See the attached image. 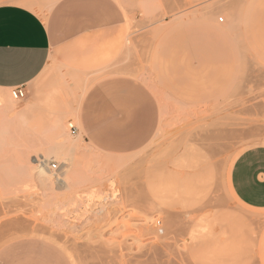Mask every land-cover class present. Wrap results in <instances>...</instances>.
Here are the masks:
<instances>
[{
    "label": "rangeland",
    "instance_id": "374dc122",
    "mask_svg": "<svg viewBox=\"0 0 264 264\" xmlns=\"http://www.w3.org/2000/svg\"><path fill=\"white\" fill-rule=\"evenodd\" d=\"M45 1L0 0V6L31 2L24 7L48 24L54 6ZM109 1L122 21L103 75L134 80L149 92L155 135L129 154L88 146L78 113L86 89H69L71 74L57 60L54 37L46 69L29 86L32 100L24 94L15 103L11 90L0 93V132H10L0 136V182L11 188L4 192L0 183V248L38 239L71 264H264V210L242 206L228 183L236 157L264 145V0ZM79 140L70 156L84 178L69 194L53 189L63 144ZM46 154L48 170L38 173L48 178L46 186L33 178L27 186L18 166Z\"/></svg>",
    "mask_w": 264,
    "mask_h": 264
},
{
    "label": "crops",
    "instance_id": "0c3cea01",
    "mask_svg": "<svg viewBox=\"0 0 264 264\" xmlns=\"http://www.w3.org/2000/svg\"><path fill=\"white\" fill-rule=\"evenodd\" d=\"M120 21L109 0H58L48 24L24 6H0V93L20 89L25 101H31L29 86L46 69L58 37L57 60L63 72L71 74L65 79L69 89H86L78 106L84 142L102 153L138 151L156 128L151 95L136 81L103 75L102 69ZM81 73L97 77L83 79ZM229 173L235 200L246 208L264 210V145L241 152ZM261 256L264 262V235ZM0 264L71 262L47 242L20 239L0 248Z\"/></svg>",
    "mask_w": 264,
    "mask_h": 264
},
{
    "label": "bare ground",
    "instance_id": "6f19581e",
    "mask_svg": "<svg viewBox=\"0 0 264 264\" xmlns=\"http://www.w3.org/2000/svg\"><path fill=\"white\" fill-rule=\"evenodd\" d=\"M57 1L58 0H46L45 1V3H44V6L45 7H47V8H51V7H53L56 3H57ZM123 1V0H122ZM146 1V0H145ZM202 1V0H201ZM204 1V0H203ZM205 1H208V0H205ZM20 2V1H19ZM158 2V1H157ZM156 3V2H155ZM159 3V2H158ZM22 5H24V6H28V7H31L32 8V3L31 2H22L21 3ZM144 4H145V2H144ZM150 4V3H149ZM151 5V4H150ZM164 5V4H163ZM219 5H221V6H225L224 4L222 5V4H220L219 3ZM220 6V7H221ZM159 7V6H158ZM231 7V6H230ZM43 9V8H42ZM48 12V11H47ZM227 13V12H226ZM152 14H153V12H152ZM184 14V13H183ZM47 15V14H46ZM195 15V14H194ZM173 17V16H172ZM180 17V16H179ZM176 18H177V16H176ZM175 17H174V19H176ZM203 21V20H202ZM159 22V21H158ZM175 22V21H174ZM173 22V23H174ZM204 22V21H203ZM171 23V22H170ZM173 23H171V24H173ZM169 26H170V24H168ZM167 25V26H168ZM165 26H166V24H165ZM165 30H166V28H165ZM144 77V76H143ZM157 90V89H156ZM5 91V90H4ZM158 91V90H157ZM3 95V94H2ZM11 95H12V93H11ZM1 94H0V99H1ZM68 97V96H67ZM12 98L15 100H13L15 103H16V99L14 98V96L12 95ZM3 99V98H2ZM5 99V98H4ZM1 101V103L3 102V100H0ZM5 101V100H4ZM7 101V100H6ZM8 102V101H7ZM14 102H12L11 101V104L13 105L14 104ZM10 103V102H9ZM1 105V104H0ZM4 105H6V104H4ZM3 108L5 107V106H2ZM7 107V106H6ZM5 107V108H6ZM9 107V106H8ZM7 107V108H8ZM17 107V106H16ZM1 108V107H0ZM15 108V107H14ZM14 108H12L13 110H14ZM8 111V110H7ZM14 112V111H13ZM20 116H22V115H20ZM1 118H2V116H0ZM23 117V116H22ZM10 118V117H9ZM9 118H7V119H9ZM12 118V117H11ZM18 118V117H17ZM16 117H15V119H17ZM24 118V117H23ZM4 120V119H3ZM12 120H14V119H12ZM54 120V119H53ZM8 122V121H7ZM23 122V121H22ZM21 123V122H20ZM6 124H8V123H6ZM14 124H15V121H14ZM18 124V123H17ZM45 124V123H44ZM42 125V124H41ZM8 126V125H7ZM12 126V125H11ZM23 126V125H22ZM21 126V127H22ZM50 126V125H49ZM69 126H71V124H69ZM20 127V128H21ZM56 127V126H55ZM8 128V127H7ZM12 128V127H11ZM11 128H8V129H11ZM16 128V127H15ZM18 128V127H17ZM13 129V128H12ZM30 129V128H29ZM46 129V128H45ZM54 129H56V128H54ZM13 131H15V130H13ZM8 132L9 131H5L4 133H2V132H0L1 134H0V136L1 135H3L4 134V137L5 136H7V134H8ZM5 133H7L6 135H5ZM17 133V132H16ZM15 133V134H16ZM55 133V132H54ZM63 133V132H62ZM65 133V132H64ZM9 134H10V132H9ZM14 134V133H13ZM80 135V134H79ZM18 136V135H17ZM1 137H3V136H1ZM45 137V136H44ZM7 138V137H6ZM16 138V137H15ZM3 139H5V138H3ZM53 139H54V137H53ZM58 139H62V138H58ZM77 140V139H76ZM81 140V139H80ZM79 140V142H77V141H70V142H66L65 144H63V146H64V155L63 156H66L65 157V159L63 160V158L64 157H59L60 155H57V161H58V158H60L59 159V161H61V159H62V162L60 163V171H59V176H57L56 177V181H54L55 183L54 184H56V185H54V186H52V188L53 189H55L56 187L62 192L63 191V193H64V190L65 191H67V193L69 194V192H68V190L70 189V188H72L71 186L73 185V183L76 181V179H78V178H84L83 176H84V170H82L81 168H83V166L82 167H77V165L76 166H74V164H76L75 162L76 161H72L73 159H71V156L72 155H74V154H72L71 156H70V153L71 152H73V151H77V150H79L78 149V147L80 146V142L82 143V141H80ZM53 141V140H52ZM55 141V140H54ZM53 141V142H54ZM58 141H60V140H58ZM63 140H61L60 142H62ZM8 143H9V141H7ZM56 143H57V141H55ZM85 144V143H84ZM5 145L7 146V143H6V141H5ZM9 145H10V143H9ZM2 146H4L3 145V143H2ZM59 146V145H58ZM62 146V145H61ZM60 146V147H61ZM53 148H55V147H53ZM0 149L2 150V148H1V143H0ZM60 149V148H59ZM62 149V148H61ZM93 150H95V149H93ZM96 151V150H95ZM48 152V151H47ZM50 152H51V150H50ZM58 153H59V151H57ZM98 152V151H97ZM45 153V152H44ZM54 153H56V152H54ZM74 153H76V152H74ZM57 154V153H56ZM76 155V154H75ZM53 156V155H52ZM55 156V155H54ZM41 157H42V159H40V158H38V156L37 157H34L35 159L34 160H30V162H24L23 163V165H20V166H18L19 167V170L17 171V172H19V176L22 178V179H26V183H27V186H30V184L28 185V182L30 181V180H32V178L34 179V180H38V182H40V187H41V183H43V184H45V182H46V180L48 179L46 176L45 177H43V176H41V175H39L38 173L39 172H41L42 170H48V169H46V168H48L47 167V165H48V162H49V160L51 159H49L48 158V155L46 154V156H42L41 155ZM50 157V156H49ZM20 158V157H19ZM27 158V157H26ZM55 158V157H54ZM23 159V158H22ZM22 159H21V162H22ZM28 159V158H27ZM24 160V159H23ZM2 161V160H1ZM72 162H74V163H72ZM38 163H40L39 165H38ZM1 165V164H0ZM34 166H36V167H34ZM40 166H43V168L41 169L40 168ZM78 166H80V165H78ZM37 168H40V171H36V172H34ZM88 168V167H87ZM95 168H96V166H95ZM100 171V170H99ZM102 171V170H101ZM46 172V171H45ZM42 173H44V171H42ZM48 174V173H47ZM100 174V173H99ZM19 176H17L18 178H19ZM10 177V176H9ZM12 177V176H11ZM5 180V179H4ZM78 180H80V179H78ZM87 180V179H86ZM14 181V180H13ZM19 180H17V182H18ZM22 181H25V180H22ZM51 181V180H50ZM49 181V182H50ZM15 182V181H14ZM13 182V183H14ZM2 185H4V192H5V190L6 191H8L9 189H11V188H9V189H7V187L6 186H8V183H6V182H3V180L0 182ZM13 183H11V184H13ZM81 183H82V181H81ZM21 184H22V182H21ZM23 184H25V182H23ZM22 184V185H23ZM39 184V183H38ZM14 185V184H13ZM48 185V184H47ZM75 185V184H74ZM79 185V184H78ZM45 186H46V184H45ZM18 187V186H17ZM25 187V186H24ZM42 187H43V185H42ZM41 187V188H42ZM47 187H50V185L49 186H47ZM55 187V188H54ZM163 187V186H162ZM27 188V187H26ZM30 188V187H29ZM28 188V189H29ZM39 189V190H42V189ZM56 188V189H57ZM92 188V187H91ZM94 188V187H93ZM25 189V188H24ZM50 189H51V187L49 188V189H47L48 191H50ZM57 189V190H58ZM73 189V188H72ZM81 189V188H80ZM85 189V188H84ZM19 189H17V191H18ZM23 190V189H22ZM45 190V188L42 190V192ZM46 190V191H47ZM48 191L46 192V193H48ZM52 191V190H51ZM79 191V190H78ZM88 191H90V190H88ZM96 191V190H95ZM100 191V190H99ZM54 192V191H53ZM53 192L51 193V192H49L50 193V195H52L53 194ZM55 192H57V191H55ZM59 192V191H58ZM71 192H72V194H71ZM70 192V194L71 195H73L74 193V191H71ZM76 192V191H75ZM91 192H93V190L91 191ZM97 192V191H96ZM45 192H44V194H46ZM62 193V194H63ZM80 193H82V190H81V192ZM88 193V192H87ZM90 193V192H89ZM98 193V192H97ZM97 193H94L93 192V194H96V196H98L97 195ZM16 194H18V193H16ZM43 194V195H44ZM77 194H78V192H77ZM93 194H91V195H93ZM100 194V193H99ZM36 195V194H35ZM60 195V194H59ZM81 195V194H80ZM90 195V196H91ZM33 196H34V194H33ZM46 195H44V198H47V196L45 197ZM53 196V195H52ZM64 196V195H63ZM68 196V195H67ZM74 196V195H73ZM85 196V195H84ZM90 196H89V199H90ZM55 196H53L52 197V199L54 198ZM59 197V196H58ZM58 197H57V199H58ZM69 197V196H68ZM80 197V196H79ZM35 198V197H34ZM43 198V197H42ZM51 197H49L48 199H50ZM81 198L83 199V196H81ZM85 198V197H84ZM92 198V197H91ZM94 198V197H93ZM92 198V199H93ZM38 199H39V197H38ZM37 199V200H38ZM48 199H47V201H48ZM56 199V200H57ZM66 199V198H65ZM70 199H73V198H70ZM78 199H80V198H78ZM78 199H77V201H78ZM82 199H80V200H82ZM85 199H87L88 200V198H85ZM97 199H98V197H97ZM51 200V199H50ZM66 200H68V198L66 199ZM76 200V198L74 197V201ZM86 200V201H87ZM96 200V199H95ZM41 200L39 199V202H40ZM43 201V200H42ZM45 201V200H44ZM60 201V200H59ZM69 201V200H68ZM71 201V200H70ZM73 201V200H72ZM83 202H81V204L83 203H85V200H82ZM55 202V201H54ZM57 202V201H56ZM63 202V201H62ZM93 202H95V201H93ZM53 203V202H52ZM65 203V202H64ZM66 203H67V201H66ZM66 203H65V205H66ZM78 203H79V201H78ZM76 204V202H75V204L77 205V206H79V204ZM33 204V203H32ZM36 204V203H35ZM50 204V203H49ZM61 204H63V203H57L56 205H60V208L61 207H63V206H61ZM68 204L69 205H71V203H69L68 202ZM67 204V205H68ZM81 204H80V207L79 208H81L82 206H81ZM86 204H88V202H86ZM90 204H91V201H90ZM93 204V203H92ZM91 204V205H92ZM44 205V204H43ZM68 205V206H69ZM73 205V204H72ZM76 205H74L75 206V208H77V206ZM89 205V204H88ZM38 206V205H37ZM37 206H36V208H37ZM40 206V205H39ZM73 206V207H74ZM87 206V205H86ZM65 207V206H64ZM83 207H85V206H83ZM82 207V208H83ZM74 208V209H75ZM2 209V208H1ZM34 209V208H33ZM40 209V208H39ZM53 209V208H52ZM54 209H55V207H54ZM84 209V208H83ZM35 210V209H34ZM57 210V209H56ZM58 210H60L59 208H58ZM62 210V209H61ZM63 210H65V209H63ZM76 210H78V208L76 209ZM72 211V210H71ZM56 212V211H55ZM59 212V211H58ZM75 212V211H74ZM52 214V213H51ZM54 215V214H53ZM58 215V214H57ZM56 218H57V216H56ZM43 220V219H42ZM61 221V220H60ZM63 221V220H62ZM63 223V222H62ZM45 224V223H44ZM45 227V226H44ZM48 229V228H47ZM45 230V229H44ZM43 231V230H42ZM158 232H160V233H163V230H158ZM147 233H148V231H147ZM152 233V232H151ZM53 234V233H52ZM57 235V234H56ZM63 240V239H62ZM125 257V256H124Z\"/></svg>",
    "mask_w": 264,
    "mask_h": 264
},
{
    "label": "built area",
    "instance_id": "2783aa9c",
    "mask_svg": "<svg viewBox=\"0 0 264 264\" xmlns=\"http://www.w3.org/2000/svg\"><path fill=\"white\" fill-rule=\"evenodd\" d=\"M220 21H222V20H220ZM11 91H12L11 92L12 95L14 96V98L16 100L22 99L23 96H24V94L22 93V91L20 89H14V90H11ZM70 130H71L72 134H75L76 129L73 126H70ZM50 171L57 172L58 171L57 166L55 164L50 165Z\"/></svg>",
    "mask_w": 264,
    "mask_h": 264
}]
</instances>
